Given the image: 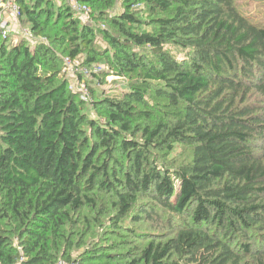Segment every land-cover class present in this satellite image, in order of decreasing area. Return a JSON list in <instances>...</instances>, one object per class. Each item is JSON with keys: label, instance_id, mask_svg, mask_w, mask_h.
<instances>
[{"label": "trees", "instance_id": "1", "mask_svg": "<svg viewBox=\"0 0 264 264\" xmlns=\"http://www.w3.org/2000/svg\"><path fill=\"white\" fill-rule=\"evenodd\" d=\"M79 1L90 22L18 0L43 40H0V264H264V25L238 0ZM66 57L126 89L89 106Z\"/></svg>", "mask_w": 264, "mask_h": 264}, {"label": "built area", "instance_id": "2", "mask_svg": "<svg viewBox=\"0 0 264 264\" xmlns=\"http://www.w3.org/2000/svg\"><path fill=\"white\" fill-rule=\"evenodd\" d=\"M70 9L76 14L80 15V17H89L92 13V10L89 6L81 3L79 0H65ZM23 23L21 21V10L18 4V0H0V40L7 41L10 40L11 37L16 34L20 35L24 34V38L28 40H41L35 39L31 31H26L23 28ZM43 40V38H42ZM20 40L12 43L17 44ZM78 59H72L70 57H66L64 60V71L70 76L73 80L76 78V83L70 84V89L78 92L86 103H91L93 100L91 99L89 87L86 82V77L90 73L89 69L84 67L81 63H78ZM101 67V66H100ZM100 67L94 66L92 67L95 70H100ZM93 74V73H92ZM81 75L84 76L81 79ZM58 264H70L66 261H59ZM75 264V263H73Z\"/></svg>", "mask_w": 264, "mask_h": 264}, {"label": "rangeland", "instance_id": "3", "mask_svg": "<svg viewBox=\"0 0 264 264\" xmlns=\"http://www.w3.org/2000/svg\"><path fill=\"white\" fill-rule=\"evenodd\" d=\"M120 6H121V4H119L118 10L115 11L116 13L118 11H120V9H121ZM238 6H239L240 11L243 14L248 15L252 19V21L259 22V23L264 25V0H238ZM91 10H92V8H91ZM78 16H80V15H78ZM83 19L86 22H90V16L87 18L83 17ZM23 28L26 31H30V27L27 24L24 25ZM22 38H24L23 33H21L20 35L14 34L11 37L10 42L14 43L18 40H21ZM39 39L42 40V38H39ZM99 43L101 45H103L102 40L99 41ZM78 63L80 64L81 61L79 60ZM94 66H97V67L101 66L100 70H95V69L91 68V69H89L90 73L86 77V82H87V85L89 87L90 96H91V99L93 101H94V96H93V92L91 89L102 91L105 95L111 96V97L118 96L120 93H122L124 91V89H126L125 87L127 85L126 84L127 79L125 80L119 76H116L113 73H109V69L106 65H94ZM104 73H108V76L105 77ZM66 77H67V79H69L70 84L74 85L76 83V78L71 80L72 78L70 76H68L67 74H66ZM101 82H103V83L100 84ZM77 94L80 95L78 92H77ZM91 103L87 102V104H89V106L91 105ZM92 115H94L93 112H92ZM168 231L169 230L166 229V230H162L161 232L166 234ZM79 254L80 253L77 251L74 252L73 253V259H77ZM67 263L73 264V262H68V261H67Z\"/></svg>", "mask_w": 264, "mask_h": 264}]
</instances>
